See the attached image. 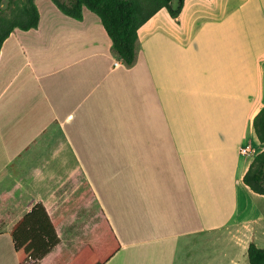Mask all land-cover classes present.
<instances>
[{
    "label": "crops",
    "instance_id": "obj_1",
    "mask_svg": "<svg viewBox=\"0 0 264 264\" xmlns=\"http://www.w3.org/2000/svg\"><path fill=\"white\" fill-rule=\"evenodd\" d=\"M36 5L38 28L0 52V264H21L12 230L39 203L59 244L37 264H69L105 223L121 244L106 264H249L264 195L243 180L264 145L241 149L264 107V0L163 8L132 66L86 7Z\"/></svg>",
    "mask_w": 264,
    "mask_h": 264
},
{
    "label": "trees",
    "instance_id": "obj_2",
    "mask_svg": "<svg viewBox=\"0 0 264 264\" xmlns=\"http://www.w3.org/2000/svg\"><path fill=\"white\" fill-rule=\"evenodd\" d=\"M52 1L63 14L76 20L83 19L85 7L97 14L113 42L114 52L127 66H132L137 59L139 29L163 8H167L173 18H178L184 6V0ZM4 2L9 7L14 6L10 16L0 17V52L14 30L29 31L38 28L40 23L36 0H0V7ZM253 123L257 139L264 145V107ZM243 181L254 193L264 195V151L255 156ZM56 225L57 221L51 219L40 203L16 223L12 236L21 264H37L57 247ZM105 226L104 235L98 230L94 242H89L69 264H106L118 253L121 244L109 224ZM248 260L249 264H264V248L251 243Z\"/></svg>",
    "mask_w": 264,
    "mask_h": 264
},
{
    "label": "rangeland",
    "instance_id": "obj_3",
    "mask_svg": "<svg viewBox=\"0 0 264 264\" xmlns=\"http://www.w3.org/2000/svg\"><path fill=\"white\" fill-rule=\"evenodd\" d=\"M63 1H65V0H63ZM174 4L176 5V2ZM13 6L14 5H11L9 7L7 2H4V4L0 7V17L1 16H10ZM259 89H260V99H261V101H264V79H262L261 86ZM248 136L250 138L251 145L253 146L252 148L255 151V152H253V155H255V154L260 152V150L263 148V145H261V143L257 140V137L255 136V134L253 132L252 133L248 132ZM252 159H253L252 156L245 158L246 161H251ZM237 178L240 179V175H238ZM257 200H258L259 204L261 205V207H263V209H264V203L260 202L259 199H257ZM247 262H248V258H247Z\"/></svg>",
    "mask_w": 264,
    "mask_h": 264
},
{
    "label": "built area",
    "instance_id": "obj_4",
    "mask_svg": "<svg viewBox=\"0 0 264 264\" xmlns=\"http://www.w3.org/2000/svg\"><path fill=\"white\" fill-rule=\"evenodd\" d=\"M253 152H255L254 149L252 147H249V146L243 147L241 149V154L242 155H250V156H252Z\"/></svg>",
    "mask_w": 264,
    "mask_h": 264
}]
</instances>
